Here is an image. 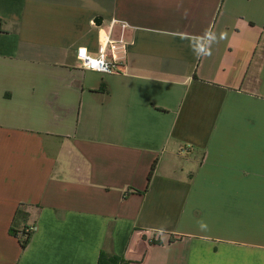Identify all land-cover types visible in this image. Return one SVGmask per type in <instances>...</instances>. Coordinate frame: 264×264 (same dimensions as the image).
Segmentation results:
<instances>
[{
  "label": "crops",
  "instance_id": "0c3cea01",
  "mask_svg": "<svg viewBox=\"0 0 264 264\" xmlns=\"http://www.w3.org/2000/svg\"><path fill=\"white\" fill-rule=\"evenodd\" d=\"M113 21L120 72L84 70ZM102 251L264 264V0H0V264Z\"/></svg>",
  "mask_w": 264,
  "mask_h": 264
},
{
  "label": "built area",
  "instance_id": "2783aa9c",
  "mask_svg": "<svg viewBox=\"0 0 264 264\" xmlns=\"http://www.w3.org/2000/svg\"><path fill=\"white\" fill-rule=\"evenodd\" d=\"M114 24L115 21L111 23L110 29L103 36L98 37L99 50L96 56L91 55L84 46L77 48L76 58L84 70L102 74L120 72L126 60L128 42L123 37H113ZM121 26L124 28V25Z\"/></svg>",
  "mask_w": 264,
  "mask_h": 264
},
{
  "label": "trees",
  "instance_id": "16d2710c",
  "mask_svg": "<svg viewBox=\"0 0 264 264\" xmlns=\"http://www.w3.org/2000/svg\"><path fill=\"white\" fill-rule=\"evenodd\" d=\"M151 170L153 171V166ZM150 177L151 171L148 175V180ZM27 207L28 205L26 204L18 205L9 229L10 235L17 238L22 250L30 244L34 234L32 227H28L26 224L29 218ZM98 264H127V262L115 255L106 254L102 251L98 257Z\"/></svg>",
  "mask_w": 264,
  "mask_h": 264
},
{
  "label": "water",
  "instance_id": "95a60500",
  "mask_svg": "<svg viewBox=\"0 0 264 264\" xmlns=\"http://www.w3.org/2000/svg\"><path fill=\"white\" fill-rule=\"evenodd\" d=\"M101 24H102V20L101 19H96L95 25L99 27Z\"/></svg>",
  "mask_w": 264,
  "mask_h": 264
},
{
  "label": "clouds",
  "instance_id": "9594fccd",
  "mask_svg": "<svg viewBox=\"0 0 264 264\" xmlns=\"http://www.w3.org/2000/svg\"><path fill=\"white\" fill-rule=\"evenodd\" d=\"M206 54H207V55H210L211 53H210V52H207ZM200 227H201V228H206V225L202 223V224L200 225Z\"/></svg>",
  "mask_w": 264,
  "mask_h": 264
}]
</instances>
